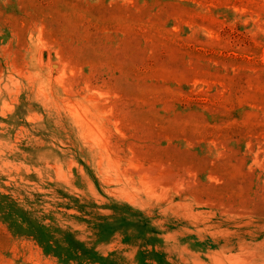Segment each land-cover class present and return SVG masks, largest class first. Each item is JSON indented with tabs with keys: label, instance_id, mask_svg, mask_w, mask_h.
<instances>
[{
	"label": "rangeland",
	"instance_id": "rangeland-1",
	"mask_svg": "<svg viewBox=\"0 0 264 264\" xmlns=\"http://www.w3.org/2000/svg\"><path fill=\"white\" fill-rule=\"evenodd\" d=\"M0 264H264V0H0Z\"/></svg>",
	"mask_w": 264,
	"mask_h": 264
}]
</instances>
